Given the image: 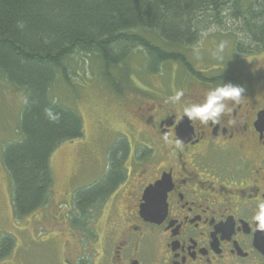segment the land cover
I'll use <instances>...</instances> for the list:
<instances>
[{
	"label": "flooded vegetation",
	"instance_id": "flooded-vegetation-1",
	"mask_svg": "<svg viewBox=\"0 0 264 264\" xmlns=\"http://www.w3.org/2000/svg\"><path fill=\"white\" fill-rule=\"evenodd\" d=\"M239 55L259 68L243 82L197 77L201 90L177 103L156 98L140 116L146 148L114 147L107 172L82 188L94 197L77 198L79 189L71 210H53L60 225L83 219V230H66L58 264H264V232L252 220L264 201V47ZM228 83L244 92L220 124L183 116Z\"/></svg>",
	"mask_w": 264,
	"mask_h": 264
},
{
	"label": "trees",
	"instance_id": "trees-1",
	"mask_svg": "<svg viewBox=\"0 0 264 264\" xmlns=\"http://www.w3.org/2000/svg\"><path fill=\"white\" fill-rule=\"evenodd\" d=\"M212 29L238 35V53L254 54L264 47V0H0V80L25 94L21 140L3 150L15 221L49 205L53 153L84 137L81 115L51 94L59 79L69 81L67 64L75 55L94 57L112 87L124 93L119 85L129 84V61L138 51L152 65L150 72L171 62L188 67L182 51ZM48 109L58 119H49ZM94 190L81 189L76 197L87 201ZM1 245L7 250L0 258L6 259L12 238Z\"/></svg>",
	"mask_w": 264,
	"mask_h": 264
},
{
	"label": "rangeland",
	"instance_id": "rangeland-1",
	"mask_svg": "<svg viewBox=\"0 0 264 264\" xmlns=\"http://www.w3.org/2000/svg\"><path fill=\"white\" fill-rule=\"evenodd\" d=\"M237 36L212 29L197 46L182 51L188 67L181 62H171L160 66L157 72L149 71L152 65L143 52L138 51L129 61V84L119 85L124 93L112 87L94 57L75 55L67 64L69 81L59 79L51 94L57 103L81 115L84 137L56 149L51 158L54 188L49 205L19 221L14 219L12 184L3 165V150L7 144L21 140L17 131L25 94L0 80V248L2 240L12 238L13 250L11 258L6 259L8 263H59L67 231L76 234L75 230H83V227L81 224L60 225L53 210L63 211L68 205L71 210L69 200L73 193L93 184L107 172L114 147L126 144L132 150L146 148L149 142H146L140 116L156 98L170 97L174 88L186 93L201 90L195 81L198 78L212 80L233 75L243 82L253 74L259 68V60L239 55L235 48ZM238 40L241 41L240 36ZM220 43L225 44L223 52H218ZM257 51L258 48L254 53ZM112 72L115 79L123 80L120 71ZM143 106L145 109L139 110ZM5 250L0 249V252ZM3 261L0 258V264Z\"/></svg>",
	"mask_w": 264,
	"mask_h": 264
},
{
	"label": "clouds",
	"instance_id": "clouds-1",
	"mask_svg": "<svg viewBox=\"0 0 264 264\" xmlns=\"http://www.w3.org/2000/svg\"><path fill=\"white\" fill-rule=\"evenodd\" d=\"M224 48L225 44L220 43L218 52H223ZM243 92V88L234 86L231 83L209 89L204 95L203 102L194 103L183 108V116L187 117L190 121L198 120L202 125H208L209 122L212 124H220L222 115L231 112V109L228 107V102L238 104ZM183 96V91H177L173 96L169 97L166 102L177 103ZM46 114L49 119L53 121L58 119L57 116L53 115L50 109L46 110ZM177 146H179V142H177ZM252 220L256 223V230L264 232V201H259L257 203V210Z\"/></svg>",
	"mask_w": 264,
	"mask_h": 264
},
{
	"label": "water",
	"instance_id": "water-1",
	"mask_svg": "<svg viewBox=\"0 0 264 264\" xmlns=\"http://www.w3.org/2000/svg\"><path fill=\"white\" fill-rule=\"evenodd\" d=\"M157 188V187H156ZM153 189H150L148 192H151ZM148 192H147V194H148Z\"/></svg>",
	"mask_w": 264,
	"mask_h": 264
}]
</instances>
